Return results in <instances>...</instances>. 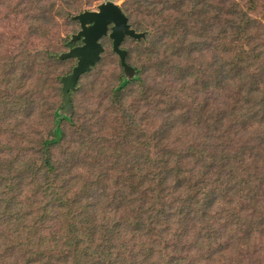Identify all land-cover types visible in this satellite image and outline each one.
Returning a JSON list of instances; mask_svg holds the SVG:
<instances>
[{
	"label": "trees",
	"instance_id": "16d2710c",
	"mask_svg": "<svg viewBox=\"0 0 264 264\" xmlns=\"http://www.w3.org/2000/svg\"><path fill=\"white\" fill-rule=\"evenodd\" d=\"M92 1L0 0V264H264V0H124L65 109Z\"/></svg>",
	"mask_w": 264,
	"mask_h": 264
},
{
	"label": "water",
	"instance_id": "95a60500",
	"mask_svg": "<svg viewBox=\"0 0 264 264\" xmlns=\"http://www.w3.org/2000/svg\"><path fill=\"white\" fill-rule=\"evenodd\" d=\"M73 17L79 22V30L73 35V39H80L81 43L60 54V58H76L71 72L61 80L65 109L70 105L69 91L74 88L80 74L89 70L99 60L104 50L99 41L102 36L108 35L112 40V49L118 54L122 66L128 72L132 69L125 62L126 51L120 47V43L126 35L133 38L144 36L143 32H136L130 27L120 6L111 0L98 4L95 10L86 9Z\"/></svg>",
	"mask_w": 264,
	"mask_h": 264
},
{
	"label": "rangeland",
	"instance_id": "374dc122",
	"mask_svg": "<svg viewBox=\"0 0 264 264\" xmlns=\"http://www.w3.org/2000/svg\"><path fill=\"white\" fill-rule=\"evenodd\" d=\"M104 1H106V0H94V1H92V3L90 5L87 6L86 9H96L97 5L104 2ZM111 1L117 3L119 6L124 2V0H111ZM59 22H60V26L58 27V34L61 37L68 35L73 30L79 29V24L77 25L74 22L66 24V23H64V21H62V19H59ZM20 28L21 27L19 25H15V26L11 25L8 28V30L5 31V34H13V36H15V35H17V33H19ZM80 43H78V44H80ZM130 44H131L130 41L126 40L122 43V46L127 48V47H129ZM105 46H106L107 51H106V54L104 57V60H105L104 64L113 73V76H114V74H117L119 71V68L117 65V55L112 52L110 42H107V44L105 42ZM85 81H86V78L82 77L80 82L82 84Z\"/></svg>",
	"mask_w": 264,
	"mask_h": 264
},
{
	"label": "flooded vegetation",
	"instance_id": "af4514ba",
	"mask_svg": "<svg viewBox=\"0 0 264 264\" xmlns=\"http://www.w3.org/2000/svg\"><path fill=\"white\" fill-rule=\"evenodd\" d=\"M97 9V8H96ZM90 10H95V9H90ZM111 25V24H110ZM110 25H109V27H110Z\"/></svg>",
	"mask_w": 264,
	"mask_h": 264
}]
</instances>
